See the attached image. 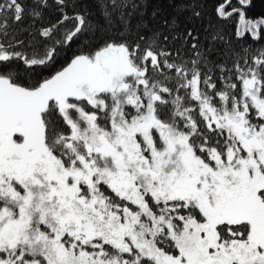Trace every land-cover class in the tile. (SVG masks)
Returning a JSON list of instances; mask_svg holds the SVG:
<instances>
[{
  "label": "snow or ice",
  "instance_id": "obj_1",
  "mask_svg": "<svg viewBox=\"0 0 264 264\" xmlns=\"http://www.w3.org/2000/svg\"><path fill=\"white\" fill-rule=\"evenodd\" d=\"M209 2L0 0V264H264V14Z\"/></svg>",
  "mask_w": 264,
  "mask_h": 264
},
{
  "label": "trees",
  "instance_id": "obj_2",
  "mask_svg": "<svg viewBox=\"0 0 264 264\" xmlns=\"http://www.w3.org/2000/svg\"><path fill=\"white\" fill-rule=\"evenodd\" d=\"M212 0L209 2V10H211ZM264 14V0H253V6L249 9L250 16H259ZM234 23H229L228 28L230 31H234Z\"/></svg>",
  "mask_w": 264,
  "mask_h": 264
}]
</instances>
